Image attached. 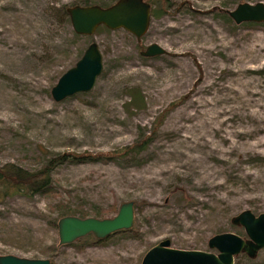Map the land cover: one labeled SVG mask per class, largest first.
I'll return each instance as SVG.
<instances>
[{
	"label": "rangeland",
	"instance_id": "rangeland-1",
	"mask_svg": "<svg viewBox=\"0 0 264 264\" xmlns=\"http://www.w3.org/2000/svg\"><path fill=\"white\" fill-rule=\"evenodd\" d=\"M111 1L0 0V165L33 170L57 153L114 149L162 117L136 155L63 160L50 171L51 192L0 197V254L139 264L162 238L214 251L210 235L239 233L231 216L264 211V22L227 15L243 0H167L136 39L103 25L77 34L51 7ZM90 40L102 62L92 87L53 100L50 87ZM150 42L165 52L141 55L137 43ZM129 199L130 228L58 243L57 202L100 217ZM236 264H264V247Z\"/></svg>",
	"mask_w": 264,
	"mask_h": 264
},
{
	"label": "water",
	"instance_id": "water-1",
	"mask_svg": "<svg viewBox=\"0 0 264 264\" xmlns=\"http://www.w3.org/2000/svg\"><path fill=\"white\" fill-rule=\"evenodd\" d=\"M72 30L77 34L90 35L99 25L109 29L123 28L139 39L150 21V4L146 0H113L107 5L97 3L70 4L65 7ZM235 22H264V2L239 1L225 10ZM165 50L156 42H150L139 53L154 56ZM102 67L101 52L94 40L87 42L72 65L65 68L49 89L53 100H60L76 92L89 90ZM134 220L132 200L119 203L112 216H78L64 214L56 219L58 243H69L86 234L97 239L117 231L128 229ZM239 225L243 236L232 231H221L207 238V246L214 249H181L171 247L168 238H162L143 253L139 264H234V256L240 252L255 256L264 247V211L254 214L245 208L230 217ZM0 264H56L46 257H23L1 253Z\"/></svg>",
	"mask_w": 264,
	"mask_h": 264
},
{
	"label": "trees",
	"instance_id": "trees-1",
	"mask_svg": "<svg viewBox=\"0 0 264 264\" xmlns=\"http://www.w3.org/2000/svg\"><path fill=\"white\" fill-rule=\"evenodd\" d=\"M146 1L150 4V6L152 5V7H150V14L151 16L154 17L159 16L160 13H162L165 10V7L168 4L167 0H146ZM84 4H88V3H84ZM107 4L109 3L100 4V5H107ZM66 6H67L66 4L61 5L59 9L58 7L55 6H51V7L52 9H54V11H59V13L65 15L64 17L68 18L65 12ZM137 47L139 49L141 48L139 43H137ZM136 93L130 92L131 100L132 99L135 100L134 99L135 95L137 96ZM161 118L162 117L160 115L157 116L155 122L153 123L154 125L152 127L150 134L143 135V133H140L138 138L133 140L131 143L122 145L114 149L98 151L95 153H90L86 151L79 153H75L72 151L57 153L54 156L48 157L38 168L33 170L22 168L12 163H3L0 165V197L11 194H21L23 196L30 197L35 193L51 192L52 189H51L50 171L56 163H59L63 160L73 162V161H84L90 159H114L129 155H136L146 147L147 143L150 141L151 135L155 131V128L158 126L159 122L161 121ZM53 207H54L53 209L56 210L58 217L64 214H74L75 212H78V216L81 217L86 216L85 210L79 206L70 207L66 204L57 202ZM108 211H115V207L110 206V208L108 209L97 210L96 214L97 216L102 217L103 216L102 214ZM232 225L239 230V233L237 234L243 236L244 233L242 228L239 225H235V224ZM88 235H92V234L89 233L85 236ZM91 238L95 240L97 239L94 236H91ZM238 255H243L248 257L246 254L240 252L234 256V264H236V259Z\"/></svg>",
	"mask_w": 264,
	"mask_h": 264
}]
</instances>
